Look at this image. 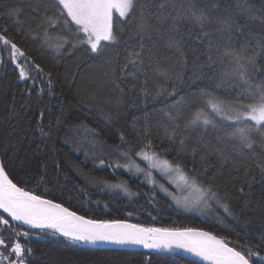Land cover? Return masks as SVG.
Here are the masks:
<instances>
[{
    "label": "snow or ice",
    "instance_id": "1",
    "mask_svg": "<svg viewBox=\"0 0 264 264\" xmlns=\"http://www.w3.org/2000/svg\"><path fill=\"white\" fill-rule=\"evenodd\" d=\"M27 6L36 14L35 31L31 23L20 21L28 33L42 37L56 52L72 55L83 51L97 61L84 75L77 73L68 78L69 90L75 97L82 96L87 88L92 102H106L109 107L119 108L125 101L133 110L147 108L155 102L164 105L160 111L173 125L171 129L165 125L164 132L171 141L179 143V151L172 160L157 152L148 138L151 125L144 121L136 128L139 133L136 144L129 143L121 131L119 143L111 146L127 161L109 162L113 173L121 168L130 173H144L147 182L154 186L157 182L151 175L153 169L162 170L169 178L177 175L186 189L200 194L196 201L181 200L159 185V190L171 196L177 207L193 211L200 204L208 206L214 202L228 218L239 223V216L228 202L227 189L240 183L237 190L245 197L251 196L254 184H259L264 194V66L257 63L264 57V0H260L259 6L252 0H223V4L220 0H32ZM23 11L20 4L0 5V18H18ZM163 25L167 27L161 33ZM49 29L64 34L53 37ZM10 35L8 27L0 24V47L7 50L9 61L18 70V80H32L35 84L34 74L45 75L51 93L52 71L45 73L41 64ZM153 35L164 37L163 46ZM134 37L135 45L129 44ZM22 58L27 67L20 63ZM3 64L4 58L0 55V65ZM182 90L188 95H182ZM39 91L43 93L44 88L40 87ZM185 111L188 114L183 116ZM45 119L44 111H40L33 130L39 133L41 141L35 148V164L28 161L25 165L22 161L21 174L15 181L9 167L15 153L9 156L5 150L0 155V210L8 216L0 215V264H37L30 259L34 257L31 237L45 233L67 246L139 245L176 254L182 250L208 264H264V198L259 203L246 199L240 208L241 212L249 208L252 213L243 223L250 227L255 219L260 229L254 234L258 243L249 239L243 244L202 228L145 226L128 219H93L57 199L47 198L58 194L71 202L73 197L59 182L61 176L67 179L56 159L59 153L45 151V142L57 136L66 119L63 107L59 115L48 119L47 125ZM181 119L183 125L178 123ZM80 128L93 138L99 135L83 123L75 129L69 123L65 142L68 132ZM181 128L211 130L216 133L215 143L199 136L186 144L190 138L181 134ZM23 132L20 129V134ZM7 134L18 135L16 126L10 124ZM189 152L192 166L186 169L176 156ZM210 156L220 164L219 179L208 171L214 168L209 163ZM137 160L147 162L148 170L141 168ZM99 164L104 165L105 160L99 159ZM226 165L229 167L225 176ZM78 175L84 184L74 183V194H86L85 185L95 184L128 197L139 195L123 180L110 183L83 172ZM150 198L155 200V192ZM132 215L127 213L129 217ZM12 222H17L20 228L27 225L29 230L18 231ZM6 231L10 235H5ZM247 235L253 237L252 232ZM199 261L194 260L192 264ZM54 264H64V261Z\"/></svg>",
    "mask_w": 264,
    "mask_h": 264
},
{
    "label": "trees",
    "instance_id": "2",
    "mask_svg": "<svg viewBox=\"0 0 264 264\" xmlns=\"http://www.w3.org/2000/svg\"><path fill=\"white\" fill-rule=\"evenodd\" d=\"M31 2L32 0H0V5L20 4L24 8L18 18H0V24L8 27L10 38L18 43L37 63H40L45 73L52 71L53 74L51 93H49L48 78L45 75L36 76L34 74L35 84L32 83V80L19 81L18 70L9 61L7 50L0 47V55H3L4 58V64L0 65V155H3L5 150L9 156L15 153V158L9 165L10 175L14 181L16 176L21 174L22 161L25 165L28 161H32L33 166L35 164L33 160L35 148L41 141L39 133H34L33 130L39 119L40 111H44L46 117L44 124L47 125L48 119L53 115H59L60 108L63 107L66 119L61 123L57 136L52 141L45 142V151L59 153L56 159L60 163L62 172L67 174V179L61 176L59 182L62 188L69 190L68 195H72L73 198L71 202L61 199L58 194L47 198L57 199V202L64 203L71 210L93 219H128L146 226L202 228L233 242L238 241L243 244L245 240L250 239L251 242L258 243L259 241L254 236L256 232L260 231L258 224L253 219L251 226H246L243 221L252 213L249 208H245L243 212L240 211V208L246 199L259 203L264 198L259 184H254L251 196L245 197H242L237 190L241 186L240 183H235L227 189L230 207L240 218L239 223H234L214 202L206 207L207 210L203 214L188 213L177 208L168 196L162 194L146 180L144 181L139 175L130 173L123 168L113 173L108 166L109 162L119 160L123 164L125 160L119 153L113 151L111 146L119 143L121 131L124 132L129 143L136 144L139 135L136 128L144 121H148L151 125L148 138L151 139L157 152L172 160L174 154L179 151V143L171 141L164 132L165 125L169 129L173 127L160 111L164 105L161 102H155L149 103L147 108L133 110L125 101L119 108L109 107L106 102H92L87 88L82 96L75 97L69 90L68 78L76 76L77 73L84 75L88 71V67L95 65L97 61L89 58L83 51H75L72 55L56 52L43 42L42 37H34L28 33L26 25H22L20 21L31 23L33 30H36L33 19L36 14L27 6ZM220 2L223 4V0ZM252 2L259 6L260 0H252ZM166 27L167 25L160 26V32L164 33ZM49 34L54 37L64 33H58L56 29H49ZM153 39H160L163 46V36L153 35ZM240 39L242 40V37ZM135 43V37L129 40V44L135 45ZM121 54L123 55L122 50ZM188 55L191 59L192 54ZM20 63L28 66L23 58ZM257 63L264 66V57L259 58ZM40 87L44 88L43 93H40ZM181 94L188 95L185 90H182ZM13 95L15 96L14 100ZM187 114V111L182 113L183 116ZM69 123L73 125L74 129L83 123L88 128L95 129L99 135L93 138L85 133L83 128H80L78 131L67 133L66 143L64 140L65 129ZM178 123L183 125V119ZM10 124L16 126L18 135L7 134ZM20 129H24L22 134H20ZM180 131L183 136L190 138V140H186V144H190L199 136H204L206 140L215 143L216 133L211 130L186 131L181 128ZM137 150L139 149L137 148ZM176 158L183 162L186 169L192 166L190 152L187 155L181 153ZM99 159H104L105 164H99ZM209 163L214 166V168H209V173L219 179V162L214 156H210ZM198 164L197 157V166ZM228 167L229 165H226L223 169L225 176ZM79 172L93 178H103L110 183L126 181L129 188L139 195L128 197L122 192L111 191L102 185L95 184L85 185L88 189L86 194L78 192L74 194L72 192L73 184H84L78 175ZM49 173L52 174L51 165ZM153 192H155V200L150 198ZM105 204H107V208L104 207ZM129 212L133 213L131 217L127 216ZM0 215L4 214L0 211ZM4 217L8 218L6 215ZM12 226L17 227L18 231L29 230L24 226L18 227L16 222H12ZM248 232H252L253 237H249ZM5 235H10V231H6ZM22 242L25 241L22 240ZM30 246L34 251V257L30 259H34L37 264H54L55 261H64V264H76V262L78 264H192V260L182 257L146 252L131 247L88 244L67 246L65 243L58 242V239L50 233L31 237Z\"/></svg>",
    "mask_w": 264,
    "mask_h": 264
},
{
    "label": "rangeland",
    "instance_id": "3",
    "mask_svg": "<svg viewBox=\"0 0 264 264\" xmlns=\"http://www.w3.org/2000/svg\"><path fill=\"white\" fill-rule=\"evenodd\" d=\"M126 162L127 161L125 160L123 163H126ZM137 163L140 164L141 168L148 170L147 162H144L142 160H137ZM136 175H139L142 179H144V181L146 180L144 173H139ZM151 175L155 179V181L157 182L156 186H154L152 184L151 185L154 186L156 189H158V191H160L158 186L163 185L164 188H166L168 190V192L174 193L177 198H180L181 200H183L184 198H187L189 201H196L200 195L194 189H190V188L186 189L185 186L179 182L177 175H172V177L169 178L162 170H159V169L151 170ZM178 184H179V187L177 186ZM131 191H133V190H131ZM160 192L162 194L168 196L172 200L173 204L175 205L171 196L167 195L165 192H162V191H160ZM206 207L207 206H205L204 204H200L199 208H197L196 210H193V211H187V210H185L183 208H179V207H177V208L182 209L188 213L191 212V213H195V214L200 215V214H203L206 212V210H207Z\"/></svg>",
    "mask_w": 264,
    "mask_h": 264
},
{
    "label": "water",
    "instance_id": "4",
    "mask_svg": "<svg viewBox=\"0 0 264 264\" xmlns=\"http://www.w3.org/2000/svg\"><path fill=\"white\" fill-rule=\"evenodd\" d=\"M2 213H3V211L2 210H0ZM4 215H6L7 216V214H5V213H3ZM82 215V214H81ZM84 215V214H83ZM86 216V215H85ZM8 217V216H7ZM95 219V218H94ZM130 222L131 223H139V222H135V221H131L130 220ZM17 223V222H16ZM139 224H141V223H139ZM146 226V225H145ZM148 226V225H147ZM24 227H27V228H29V226H27V225H24ZM157 227V226H156ZM158 227H160V226H158ZM88 245H91V244H88ZM96 245H98V246H106V245H108V246H121V247H131V248H136V249H141V250H144V251H146V252H148V251H150V252H153V253H163V254H168V255H174V256H178V257H182V258H185V259H187V260H192V261H194V260H197V261H199V258H197V257H195V256H193V255H191L190 253H187V252H183L182 250H178V252H179V254H176V253H171V252H167V251H164V250H154V249H145V248H143L142 246H139V245H117V244H110V243H99V244H96ZM95 246V245H94ZM199 263L200 264H208V262H206V261H199Z\"/></svg>",
    "mask_w": 264,
    "mask_h": 264
}]
</instances>
